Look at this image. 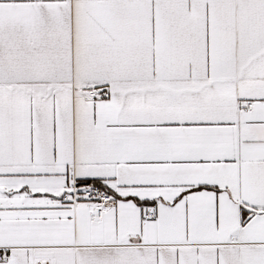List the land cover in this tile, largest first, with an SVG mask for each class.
<instances>
[{
	"label": "snow or ice",
	"instance_id": "1",
	"mask_svg": "<svg viewBox=\"0 0 264 264\" xmlns=\"http://www.w3.org/2000/svg\"><path fill=\"white\" fill-rule=\"evenodd\" d=\"M0 264H264V0H0Z\"/></svg>",
	"mask_w": 264,
	"mask_h": 264
}]
</instances>
